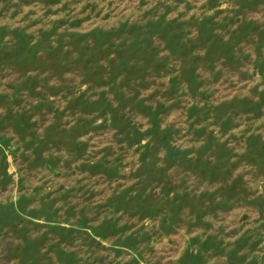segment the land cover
<instances>
[{"label": "rangeland", "instance_id": "obj_1", "mask_svg": "<svg viewBox=\"0 0 264 264\" xmlns=\"http://www.w3.org/2000/svg\"><path fill=\"white\" fill-rule=\"evenodd\" d=\"M0 264H264V0H0Z\"/></svg>", "mask_w": 264, "mask_h": 264}]
</instances>
